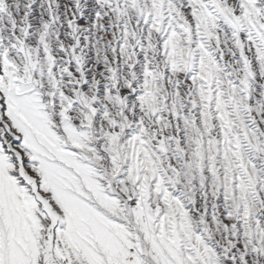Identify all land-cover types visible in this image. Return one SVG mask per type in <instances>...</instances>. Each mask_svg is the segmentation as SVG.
<instances>
[{
    "label": "snow or ice",
    "instance_id": "6c2138e0",
    "mask_svg": "<svg viewBox=\"0 0 264 264\" xmlns=\"http://www.w3.org/2000/svg\"><path fill=\"white\" fill-rule=\"evenodd\" d=\"M0 264H264V0H0Z\"/></svg>",
    "mask_w": 264,
    "mask_h": 264
}]
</instances>
